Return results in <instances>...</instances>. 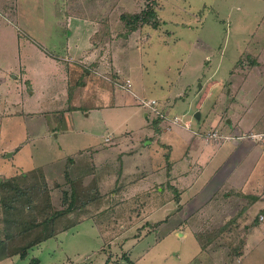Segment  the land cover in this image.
I'll use <instances>...</instances> for the list:
<instances>
[{
    "label": "rangeland",
    "instance_id": "1",
    "mask_svg": "<svg viewBox=\"0 0 264 264\" xmlns=\"http://www.w3.org/2000/svg\"><path fill=\"white\" fill-rule=\"evenodd\" d=\"M142 11L154 12L158 26L128 32L120 16ZM90 20L99 31L90 48H108L109 54L101 62L103 74L90 70L86 87L71 102L75 109L68 111L65 89L67 82L79 78V65L61 62L57 55L74 45L84 50ZM252 60L257 64H251ZM252 67L257 69L245 76L243 72ZM126 81L129 89L122 90ZM229 81L242 97L234 108L236 118L230 109L224 114ZM230 96L228 104L237 94ZM143 101L156 102L157 112L143 107ZM159 113L161 123L174 118L182 123L172 137L162 136L172 146L174 159L184 149L178 131L196 134L216 126L230 134L225 132L228 121L233 137L251 133L244 130L254 125L260 128L264 120V0H0V183L44 166L54 195L52 205L59 210L64 206L62 186L68 175L81 176L87 170V149L115 156L117 148L105 144V138L113 136L116 141L124 132H132L136 141L149 132L144 126ZM185 124H190L189 130ZM258 143L264 144V139ZM215 146L208 145L206 155ZM156 148L161 149L156 143L150 147ZM215 164L207 165L195 187L206 182ZM255 182L254 194L264 193V171ZM252 200L236 196L231 213L222 218L185 209L186 215L194 216L191 221L201 244L207 245L202 253L195 251L199 247L193 238L173 236L151 248L159 236L154 233L133 248L129 233L123 248L121 240L107 246L108 239L89 219L42 242L24 258L3 259L0 264H31L34 259L38 264H104L108 257L111 264H187L193 257L192 264H264V221L259 220L260 216L264 219V197L246 212ZM234 218L227 231L207 244L214 231ZM242 240V255L230 259V249ZM23 243L21 238L8 242L7 252ZM125 249L129 261L121 257Z\"/></svg>",
    "mask_w": 264,
    "mask_h": 264
},
{
    "label": "crops",
    "instance_id": "2",
    "mask_svg": "<svg viewBox=\"0 0 264 264\" xmlns=\"http://www.w3.org/2000/svg\"><path fill=\"white\" fill-rule=\"evenodd\" d=\"M86 28L84 50L80 51L81 47L78 48L74 45V48L69 47L68 51L67 48L63 55H57L61 62L79 65V78L71 83L70 81L67 82L65 89L68 111L75 109L71 104L73 97L75 94L80 95V90L86 87L85 79L92 76L91 71H98V73L103 74L101 62L109 54L108 48L105 49L96 45L92 47L93 50L90 48L94 41V34L98 29L92 26V20L89 21ZM52 57L56 56L53 55ZM89 59L90 63L88 62ZM67 69L71 68L67 67ZM254 69L257 68L252 67L244 72L239 71L246 76ZM82 71H84L83 74ZM236 72H232V75ZM259 72L262 73V71ZM26 83L27 87H30L28 80ZM231 83L228 86L229 96L230 93H236L237 97L229 104L228 101L232 97L228 95L225 97L224 105L227 108L224 114H227L228 109H230L233 117L236 118L239 116L234 108L239 105L242 97L239 94L240 89ZM219 86L221 89V84ZM121 89L128 90L129 88ZM155 111L157 112L156 108ZM150 114L149 111V114L145 116L148 118ZM156 115L160 119L163 116L160 113ZM158 118L150 121L153 128L149 126L150 124L144 126L148 128L149 132L142 137L140 136L136 141L133 140L132 132H124L116 138V141L113 136L105 138V144H111L117 148L115 156L113 152L102 150L103 153H100L92 148L86 150L90 158V161H87L88 166L85 165L87 170L81 176L71 177L68 175L67 181L62 186L64 198L61 204L64 206L56 210L52 205L55 214L66 213L57 221L59 222L58 231L67 232L91 219L95 222L94 226L99 234L108 239L105 244L107 246H114L121 240L120 246L123 248L124 241L128 240L125 235L129 233L132 235L131 240L134 244L131 248H133L145 237L154 233L155 236L158 234L159 236L151 244V248L162 244L173 236L176 239L193 238L199 247L195 251L202 253L201 246L195 239L196 225L191 221L194 216L186 215V208L190 213L196 211V215L197 213L203 216L216 213L219 214L216 217L222 218L231 213L230 207L231 204L234 207L236 196L255 197V200H252L248 207L246 206V212L256 201L263 199V192L260 195L254 194V192L258 188V183L255 180L264 171V144L261 145L251 140H233L232 143L220 144L205 141L203 133L214 130L216 126L210 127L213 129L209 128L207 131H198L196 134L191 132L182 135L178 131L184 149L183 153L174 159L172 146L167 142L164 143L162 136L164 134L169 138L172 137L179 126H171L170 122L163 121L161 123L160 121L155 127L153 123ZM240 122L241 119L238 120V126ZM227 123L229 126L226 125L225 132L231 134L233 131L231 130L232 124L229 121ZM263 123L264 120L259 124L261 125L260 128L254 125L244 131H250L257 135L264 134ZM154 143L158 144L161 149L151 150L150 147ZM211 144L216 145V148L211 149V153L214 151L212 154L206 155L208 145ZM102 156L106 158H102ZM82 162L85 163L86 161L82 159ZM210 162H216V164L204 179L206 182L200 185L198 189L195 184H198V180L201 179ZM38 167L42 168L50 196L53 197L45 168L44 166ZM261 186L264 187V185ZM93 192L95 196H91ZM202 195L203 197L200 199ZM258 196L263 197L256 199ZM129 207L130 213H128ZM121 211L126 214L120 215L119 212ZM216 217L212 215L211 218ZM260 221H264V219L262 218ZM114 236L118 238L113 239ZM131 248L127 249L130 250L127 252L130 253ZM127 252L125 249L124 253ZM127 257L129 261L130 255ZM193 261L194 257L187 264H191Z\"/></svg>",
    "mask_w": 264,
    "mask_h": 264
},
{
    "label": "trees",
    "instance_id": "3",
    "mask_svg": "<svg viewBox=\"0 0 264 264\" xmlns=\"http://www.w3.org/2000/svg\"><path fill=\"white\" fill-rule=\"evenodd\" d=\"M120 20L130 33L136 32L139 27L146 25L154 29L158 26L155 21L156 14L152 11H142L132 15L122 14ZM97 34L99 31L94 34V39ZM250 63L257 64L254 60ZM160 121L161 119L158 118L153 126L157 127ZM245 197L250 199V196ZM64 215L66 213L55 214L53 211L51 196L41 167L2 181L0 183V221L3 224V229L0 232V236H2L0 238V261L12 257L24 258L30 250L61 233L58 231L59 222L57 221ZM234 223L235 218L214 231L213 237H210L207 244H211L216 236L227 231ZM253 225L254 223L249 225L247 230ZM16 238H21L24 243L14 246L12 251L7 252V243ZM195 239L201 246L202 252L205 251L207 245L201 244L197 234ZM244 244L245 240H242L237 246L232 247L228 254L229 258L238 259L243 253ZM121 257L128 261L127 253H123ZM31 264H38V261L34 259ZM104 264H111L109 257Z\"/></svg>",
    "mask_w": 264,
    "mask_h": 264
},
{
    "label": "built area",
    "instance_id": "4",
    "mask_svg": "<svg viewBox=\"0 0 264 264\" xmlns=\"http://www.w3.org/2000/svg\"><path fill=\"white\" fill-rule=\"evenodd\" d=\"M127 82V85H124V82L123 84H121L122 88H129V82ZM141 105L143 107H145L146 109H154V112H155V108L157 106V103L154 102V101H151V102H142ZM153 112V111H152ZM170 125L171 126H181L182 123L181 121L178 119V118H174L171 122H170ZM184 128L185 129H190V124H185L184 125ZM203 136H204V139L205 141L207 142H213V143H228V142H231L234 140V137L233 135L231 134H225L223 133L222 131H218L216 129L214 130H210V131H207L205 133H203ZM237 140H251L252 142H259V140L261 139H264V134H261V135H257V134H253V133H246V134H242L240 136H237L235 137ZM260 220H262V218L260 217Z\"/></svg>",
    "mask_w": 264,
    "mask_h": 264
},
{
    "label": "water",
    "instance_id": "5",
    "mask_svg": "<svg viewBox=\"0 0 264 264\" xmlns=\"http://www.w3.org/2000/svg\"><path fill=\"white\" fill-rule=\"evenodd\" d=\"M195 118H196L197 120L199 119V114H198V113L195 114Z\"/></svg>",
    "mask_w": 264,
    "mask_h": 264
}]
</instances>
